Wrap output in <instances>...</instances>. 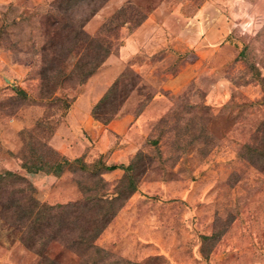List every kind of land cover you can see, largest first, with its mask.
<instances>
[{"label":"rangeland","instance_id":"374dc122","mask_svg":"<svg viewBox=\"0 0 264 264\" xmlns=\"http://www.w3.org/2000/svg\"><path fill=\"white\" fill-rule=\"evenodd\" d=\"M125 1L107 0L84 25L90 34L102 28L105 38L119 43L107 67L111 76L119 69L112 79L120 74L117 92L100 109L102 115L117 106L118 114L137 116L147 107L132 137L137 148L128 156L140 153L133 171L138 187L113 219L115 226L105 230L107 226L97 242L147 264H264V170L244 146L264 147V127L258 125L264 118V0H129L120 10ZM49 2L0 1V122L5 128L0 170L36 173L20 165L21 158L35 160L28 157L25 136L35 131V150L49 159L47 142L66 123L65 103L83 90L84 84L65 81L56 92L62 100L38 99L45 30L39 16ZM100 2L95 0L85 11ZM148 13V28L163 29L165 35L137 38V50L130 53L128 48L122 56L126 34ZM124 19L130 22L119 26ZM84 45L66 52L56 65L67 71L87 64L86 58L77 60ZM138 64H145L153 77H170V83L161 89L142 83L121 103L130 83L137 78L141 83ZM153 65L164 67V74L151 70ZM180 72L183 77L174 79ZM11 118L23 121L21 132H11ZM117 137H112L109 150ZM109 150L100 157L106 160ZM84 157L90 164L97 159ZM70 167L75 171L66 168L54 181L44 178V171L29 175L36 184L26 175L31 185L20 187L30 205L79 198L78 182L84 186L88 179L76 163ZM125 173L118 167L103 177L115 183ZM19 233L0 217V264H34L39 259L19 240ZM46 253L60 264H76L78 259L58 241Z\"/></svg>","mask_w":264,"mask_h":264},{"label":"trees","instance_id":"16d2710c","mask_svg":"<svg viewBox=\"0 0 264 264\" xmlns=\"http://www.w3.org/2000/svg\"><path fill=\"white\" fill-rule=\"evenodd\" d=\"M94 1L51 0L41 12L39 18L45 26V30L43 43L39 47L41 51L39 69L41 84L38 99L62 100V97L56 92L65 81L84 84L99 69L104 60L119 47V43L115 44L105 38L102 28H100L102 32L100 31L99 34H90L84 29L85 23L107 0H101L98 5L85 11ZM126 2L128 4L131 1L126 0L118 8L121 10L123 6H127ZM146 16L147 14H144L134 22L130 31L142 23ZM125 22H130V20L124 19L119 26ZM81 42H84L85 45L77 60L86 58L87 64H76L67 71L58 67L56 61L61 60L66 52H71ZM66 43L71 44L67 49L64 47ZM246 47L247 44L239 53L243 54ZM119 75L91 107L92 117L103 124H108L118 115L117 106L108 116L102 115L100 109H104L105 104L115 99L117 91L114 87L117 85ZM139 81L140 78H137L130 83L128 92L122 96L121 103L131 91L137 89L139 85H143ZM15 91L26 94L21 88H16ZM73 100L74 96L65 103L64 108L69 109ZM258 125L264 127V118L258 122ZM261 138L264 139V133ZM34 141H38L37 134L30 130L25 136V144L30 150L28 157H33L35 160L27 162V159L21 158L20 163L27 172L44 171L60 176L66 168L75 171L70 166L76 163L77 168L84 172L88 179L84 186L78 182L82 191L79 198L53 204L40 202L36 207H32L22 194L20 187L21 183H29L28 177L6 167L0 170V209H2L0 217L4 218L5 223L9 226L17 228L20 231L19 240L26 248L39 256L34 264H60L59 261L49 257L46 253V249L53 241H58L67 249L75 252L78 257L76 264H147L117 255L97 242V238L138 187L139 179L133 171L136 163L134 161L140 153L136 151L135 155L133 154L134 157L131 155L127 163H107L99 155L90 164L85 160L84 154L67 157L48 141L51 157L45 159L41 153L35 150ZM40 143L41 145L46 144L45 141ZM244 146L249 150V155L252 154L253 157L256 156L260 159L257 166L264 170V147H252L248 143H245ZM118 167L126 171L123 178L115 183L108 182L103 174Z\"/></svg>","mask_w":264,"mask_h":264},{"label":"crops","instance_id":"0c3cea01","mask_svg":"<svg viewBox=\"0 0 264 264\" xmlns=\"http://www.w3.org/2000/svg\"><path fill=\"white\" fill-rule=\"evenodd\" d=\"M150 20H152L151 13H148L142 23L134 28L130 33L126 34L127 36L120 46V53L122 56L124 51H128V48L131 49L130 53L137 50V38L139 40L142 37L156 38L165 35L166 32L163 29H149L148 27L151 25ZM111 56L112 55H109L101 64L99 69L87 79L83 85L82 92L74 99L66 113V123L63 126L58 127V129L50 137L49 143L67 157H73L81 154L86 156L92 154V156L98 157L101 153H105L110 149V142H112L113 136H118V141L116 142L115 147L109 150L106 159L107 163L116 162L118 160L122 162L126 161L128 160L129 154L137 148V145H135L132 137L136 135V131L138 130L137 125L139 124L147 107L137 116H132L130 113L118 114L116 117L111 119L108 124H102L95 121L91 115V107L93 103L101 97L108 85L111 83L113 77L118 73L117 71L119 69H113L114 76H111V68H107L110 67L108 62L111 60ZM156 66L157 65H153L150 69H153L156 73L159 72L164 74L165 68L161 67L158 69ZM146 68L145 64L136 65V69L141 76V83L157 86L159 87L158 89L169 85L171 80L170 77L165 80L156 76L153 77L150 73H148ZM180 77H183L181 72L180 74H177L174 79L178 80ZM185 83L186 81H184L182 85ZM157 91L160 93V90ZM23 126L24 123L20 119L11 118V120H9V127L11 128V132L14 134H16ZM4 129H2V124L0 122V140L5 138ZM82 131L85 132L82 133ZM105 173L107 174L108 172ZM25 174L29 177L31 174L38 175L40 173L36 172ZM43 175L44 178L51 181H54L57 178V176L53 174L44 173ZM30 181L36 184L31 179ZM36 186L38 187V185ZM37 205L38 204L33 207H36ZM115 222H117V218L114 221L112 220L105 230H111L112 227L115 226Z\"/></svg>","mask_w":264,"mask_h":264}]
</instances>
